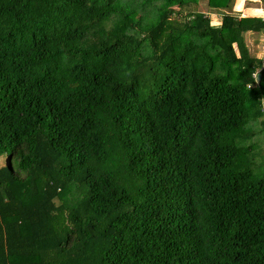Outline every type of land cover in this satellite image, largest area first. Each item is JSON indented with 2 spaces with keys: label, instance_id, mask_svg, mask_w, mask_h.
Instances as JSON below:
<instances>
[{
  "label": "trees",
  "instance_id": "1",
  "mask_svg": "<svg viewBox=\"0 0 264 264\" xmlns=\"http://www.w3.org/2000/svg\"><path fill=\"white\" fill-rule=\"evenodd\" d=\"M233 8L0 0V264H264V18Z\"/></svg>",
  "mask_w": 264,
  "mask_h": 264
},
{
  "label": "rangeland",
  "instance_id": "2",
  "mask_svg": "<svg viewBox=\"0 0 264 264\" xmlns=\"http://www.w3.org/2000/svg\"><path fill=\"white\" fill-rule=\"evenodd\" d=\"M254 1H256V0H254ZM247 3L248 2H245V5ZM260 11H261V9H259V12L257 10V12L254 13V15L255 14L258 15L257 13H260ZM235 14H237V13H235ZM210 17H211L212 23H214V24H217L218 23V19H217V17L215 15L211 14ZM260 37L261 36L259 34H257V35L248 34V33L245 34L246 44H247V46H248V48L250 50V53L254 54V50H253L254 47H256L258 49H261L262 48L263 42H261V44L258 43V42H260V40H259ZM254 138H255V136H254ZM256 139H260V136H257ZM255 153L256 154H255V157L254 158H255L256 167H258L259 170H262L264 168V140H263V142L262 141L259 142V146H258V148H257V150H256ZM4 163H5L4 162V157L2 156V157H0V165H3Z\"/></svg>",
  "mask_w": 264,
  "mask_h": 264
},
{
  "label": "crops",
  "instance_id": "3",
  "mask_svg": "<svg viewBox=\"0 0 264 264\" xmlns=\"http://www.w3.org/2000/svg\"><path fill=\"white\" fill-rule=\"evenodd\" d=\"M253 1L254 0H238V2L241 4L242 9L239 11V10L233 8L234 13H235V11H237V14H236L237 17H246V16L260 17V18L264 17V8L261 6L262 4L254 3ZM256 1H258V0H256ZM236 2L237 1L235 0V3ZM245 2H248V3L245 5ZM252 9H261V11H260V13H257L258 15H256V14L254 15V13L250 11ZM248 34H251V33L248 32ZM259 40H260V42H258V43L261 44V42L263 40L262 36L259 38ZM253 50H254V54L257 55V57H260L264 53L263 48L258 49L256 47H254Z\"/></svg>",
  "mask_w": 264,
  "mask_h": 264
},
{
  "label": "built area",
  "instance_id": "4",
  "mask_svg": "<svg viewBox=\"0 0 264 264\" xmlns=\"http://www.w3.org/2000/svg\"><path fill=\"white\" fill-rule=\"evenodd\" d=\"M263 18L264 17H262V19ZM217 24H219V22ZM262 48H263V51H264V41H263V44H262ZM261 108H262V112L264 113V100L261 102Z\"/></svg>",
  "mask_w": 264,
  "mask_h": 264
},
{
  "label": "water",
  "instance_id": "5",
  "mask_svg": "<svg viewBox=\"0 0 264 264\" xmlns=\"http://www.w3.org/2000/svg\"><path fill=\"white\" fill-rule=\"evenodd\" d=\"M257 77H259V75H257Z\"/></svg>",
  "mask_w": 264,
  "mask_h": 264
}]
</instances>
